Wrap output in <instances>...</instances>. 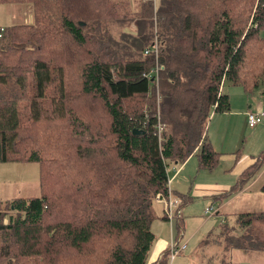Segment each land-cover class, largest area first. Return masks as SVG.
<instances>
[{
  "label": "trees",
  "instance_id": "obj_1",
  "mask_svg": "<svg viewBox=\"0 0 264 264\" xmlns=\"http://www.w3.org/2000/svg\"><path fill=\"white\" fill-rule=\"evenodd\" d=\"M5 2L33 12L0 25V160L34 162L39 193L0 209V264H147L167 166L214 165L205 128L229 108L224 83L264 91V0ZM155 62L157 88L142 75ZM234 216L224 247L264 251V210Z\"/></svg>",
  "mask_w": 264,
  "mask_h": 264
},
{
  "label": "rangeland",
  "instance_id": "obj_2",
  "mask_svg": "<svg viewBox=\"0 0 264 264\" xmlns=\"http://www.w3.org/2000/svg\"><path fill=\"white\" fill-rule=\"evenodd\" d=\"M155 2L157 3L158 0H155ZM134 3L135 1L131 3V8L134 7ZM32 12V7L29 3H0V25L32 22ZM260 34L261 36L264 35V28L260 30ZM228 88H232V92L237 90L236 92L242 94L234 99L233 94H230L231 98L229 97V102L233 103V106H236L237 104H242L244 107L250 105L251 109H255L261 104L264 108V91L262 92L261 88H255L252 93L249 94L244 93L243 88L240 85L224 83L223 89L227 92ZM241 98L245 99L244 102L238 100ZM211 114L212 113L209 114L206 123L205 132L207 134ZM225 122L226 120L223 119L219 123H211L209 130L214 133V148L219 152H222V155H225L226 158L231 156L232 160L236 163V167L232 171V174L235 175L234 178L232 176L216 177L221 183L230 184V191L224 195V197L226 196L224 201L227 200L229 204L225 207L220 206L217 213H213L211 218L206 219L207 217H205L206 214H203V209L211 203L212 208L215 211L217 205L220 204L217 200H213L211 197H198L197 199L193 198L192 200L183 203L182 208L184 206L188 207L181 213L182 218H185V223L184 229H182L183 236L180 241L186 242V248L182 254L180 253L172 259L171 264H264V251L256 249L245 250L234 247L225 248L223 242L224 235L217 232L223 221L228 227L233 226L234 215L240 211L264 210V192L259 187L260 184L264 182V162L256 171V175H254L253 178L245 180L241 182V184H236V179L240 176L238 173L241 168L251 163L253 157L260 150L264 149V137L255 144L256 146L250 148L252 145L249 141V137L252 128H249L246 125V119H242V122L239 119L238 125L240 132H237L236 134L229 130L227 133L228 138L230 139L227 144L230 148H233V151L226 154L224 152L226 145L221 141L222 138L219 137L220 135L218 132L219 125L223 126ZM236 150L238 151L235 152ZM174 166H178V164H174ZM167 167H169V165ZM37 171L38 167L34 162L0 160V209H6L5 202L12 199V197L38 195L39 188ZM247 185H249L248 188H246ZM171 186L177 188V182L172 181L170 187ZM240 189L243 190L239 191ZM187 215L191 217H187ZM176 219L180 221L181 218L180 216H177ZM2 220L6 221V215ZM175 220L172 225L171 233L176 237L181 230L179 227L175 230L173 229V226H175V222L177 221ZM155 222H157V220ZM198 229L201 230L200 235ZM201 242L206 243L202 244Z\"/></svg>",
  "mask_w": 264,
  "mask_h": 264
},
{
  "label": "crops",
  "instance_id": "obj_3",
  "mask_svg": "<svg viewBox=\"0 0 264 264\" xmlns=\"http://www.w3.org/2000/svg\"><path fill=\"white\" fill-rule=\"evenodd\" d=\"M221 88L223 89V85ZM231 89L228 88V91H227L228 100H229L231 93L233 94V99L236 97L238 98L239 96L242 95L240 92H236L237 90L232 92ZM224 91L226 92V90H224ZM243 92H244V90H243ZM238 100H241V102H244L245 99L241 98ZM229 103H230L229 108L227 110H224L222 112H217V113L210 111V113H212L210 115L211 116L210 117L211 118L210 125H211V123L212 124L219 123L223 119L226 120L225 124L223 126L219 125V128H218V132L220 135L219 137L222 138L221 141H223L224 145H226L225 150H224V152L226 154L233 151L232 150L233 148H230V146L227 144V142L230 140L228 138L227 133L229 132V130L233 131V133H236V134H237V132H240L239 131V125H238L239 119L241 120V122H242V119L243 120L246 119V125L248 126L246 112H247V110L251 109L250 105H247L246 107H244L242 104H237L236 106H233V103H231V102H229ZM251 110L259 112L262 116V120L259 123L255 124L254 126L251 127L252 132H251V135L249 137V141L251 142L252 146L251 147L248 146V147L253 148L254 146H256L255 144H257V142L262 137H264V108L262 107L261 104H259V106H257L255 109H251ZM210 125H208V129H207L208 134L206 133V138L210 142L211 146H213L214 133L210 132V130H209ZM213 148H214V146H213ZM216 151L219 152L218 150H216ZM236 151H238V150H236ZM261 151H264V149L260 150L253 157L252 162L255 160L256 156L261 153ZM219 154L220 155L216 158V162L214 163V165L210 169L199 166V164H198L199 161H198V158L195 154H191L188 157H186L184 160L181 161V163L178 164V166H174V163L169 164V167H167V169H166L167 180L169 179L167 187L169 188V190H171L172 194L176 195L178 198H180V200H181V197L179 196V194H182V193H186V195H188L190 197L187 201L180 202V209H181L180 210V218L181 219H180V221L178 219H176L177 221L175 220L176 221L175 226H173L174 230L178 227L181 230L179 232V234L176 235L177 240L182 239V236H183L182 229H184L185 218H182L181 213L183 210L187 209V207H188V206H184L182 208L184 202H188L189 200H192L193 198L197 199L198 197H202V198L203 197H206V198L211 197L213 200H217V202L220 203L219 205H217V208L215 211H213V213H217L220 206L225 207L226 205L229 204L227 200L224 201V199L226 197V196L224 197V195L226 193H228V191H230L229 190L230 184H226V183L223 184L219 180H217L216 177L217 176H220V177L232 176L234 178L235 175L232 174V171L235 169L236 163L234 160H232L230 155H229L230 157L226 158L225 155H222V152H219ZM252 162L243 166L241 168L240 172L245 167L252 164ZM240 172L238 174H240ZM240 176H241V174H240ZM240 176H239V178H240ZM239 178L236 179V182L239 180ZM172 181L177 182V186H176L177 188L172 187V186L170 187V184ZM248 187H249V185L246 186V188H248ZM241 190H243V189H240L239 191H241ZM153 205H154L153 209H154V213H155V218L152 222L151 229H152V232L154 234V239L151 242V244L149 246V250L146 254V261L145 262L147 264H149V263L157 264V261L161 258L162 254H164L168 250L167 245H168L170 238L175 237L171 233L173 223L172 224L168 223L167 220H164L161 217L162 216V208H163V205L161 204V202L158 201L157 199H155ZM210 205H211V203H209L207 206H210ZM211 216L212 215H209L206 219L211 218ZM187 217H191V216L187 215ZM205 217H206V215H205ZM156 220H157V222H155ZM154 222H155V224H154ZM198 231H199V235H200L201 230L198 229ZM205 234H207V233H205ZM205 234H203V235H205ZM198 237H200V236H198Z\"/></svg>",
  "mask_w": 264,
  "mask_h": 264
},
{
  "label": "built area",
  "instance_id": "obj_4",
  "mask_svg": "<svg viewBox=\"0 0 264 264\" xmlns=\"http://www.w3.org/2000/svg\"><path fill=\"white\" fill-rule=\"evenodd\" d=\"M150 49L153 50L154 56L156 57L158 54L156 40H154L151 43V46L145 48L144 51L148 52ZM160 69H162V66H160V65H158V63H156L150 69V71L153 72L152 75H149V73H142V75L150 76V79H153V78L155 79L156 88H157V83H158L157 74H158V70H160ZM157 99H158V97H157ZM246 117H247V124L250 128L262 120L261 114L259 112L253 111L251 109L247 110ZM155 128H156V134H158V136H160L161 130L164 129L163 124L158 121L156 123ZM168 182H169V179L167 180V185H168ZM167 190H168V192H167L168 194L166 196L157 193L155 196V199L160 201L161 204L163 205L162 213H163L164 219H166L168 221V223L172 224L173 221L176 219V217L180 216V210H181L180 209V202H181V200L176 195L172 194V192H171V190H169V188H167ZM213 211L214 210L212 208V205L206 206L203 209V214H206V217H208L209 215H212ZM185 246H186L185 241L181 242L180 240H177L176 237H171L169 240V243L167 245V247H168V250H167V262L168 263L167 264H171L172 259L185 250V248H186Z\"/></svg>",
  "mask_w": 264,
  "mask_h": 264
},
{
  "label": "water",
  "instance_id": "obj_5",
  "mask_svg": "<svg viewBox=\"0 0 264 264\" xmlns=\"http://www.w3.org/2000/svg\"><path fill=\"white\" fill-rule=\"evenodd\" d=\"M138 131H139V129H138V128H137V129H136V128H133V129H132V132H135V133H137Z\"/></svg>",
  "mask_w": 264,
  "mask_h": 264
}]
</instances>
